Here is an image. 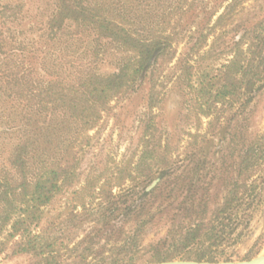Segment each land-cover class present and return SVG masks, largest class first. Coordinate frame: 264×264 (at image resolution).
Wrapping results in <instances>:
<instances>
[{
    "label": "trees",
    "instance_id": "1",
    "mask_svg": "<svg viewBox=\"0 0 264 264\" xmlns=\"http://www.w3.org/2000/svg\"><path fill=\"white\" fill-rule=\"evenodd\" d=\"M44 2L42 18L18 31L24 4L0 5V254L27 264L219 261L238 194L264 154L259 142L244 149L218 205L203 203L191 222L186 185L187 221L145 238L164 212L158 200L184 192L167 187L188 179L176 172L179 157H191V106L199 120L264 80V0ZM143 83L124 153L96 151L103 117ZM170 94L171 127L161 117Z\"/></svg>",
    "mask_w": 264,
    "mask_h": 264
},
{
    "label": "rangeland",
    "instance_id": "2",
    "mask_svg": "<svg viewBox=\"0 0 264 264\" xmlns=\"http://www.w3.org/2000/svg\"><path fill=\"white\" fill-rule=\"evenodd\" d=\"M44 1L0 0V5L5 2L24 4V18L13 24L18 31L29 29L42 18ZM208 1L210 5L215 2V0ZM221 10L222 8L219 11ZM3 31L5 36L6 29ZM216 63L222 62L218 60ZM259 84L250 97L241 96L231 104L218 103L209 116L200 115L199 120L191 106V157L189 159L181 155L179 160L182 161L177 163L180 168L176 172L179 177L187 176L188 179L186 184H181V179L179 183H173L175 180L171 179L167 187L179 188L184 192L179 193L176 199L158 200V203H163L164 212L153 221L145 243L164 237L172 223L178 228L187 221L188 218L184 217L185 211L181 210L180 204L186 185H191L192 222L203 203L209 208L218 205L229 183L241 175L244 167L243 151L249 143H261V150L264 151V80ZM146 88V84L143 83L136 91L114 104L112 110L103 117L96 141V151L101 150L104 154H111L117 159L121 157L134 131L136 114L144 102ZM177 104L178 96L170 94L162 106L161 117L170 127L176 118ZM258 157L249 170L246 191L243 193L241 189L238 194L239 199L232 209L228 234L230 242L222 246L224 250L222 253H216L219 261H223L225 257L231 260H246L248 255L254 257L264 249V154L260 157L258 153ZM187 195L190 194L187 193L185 197ZM124 219L121 217L118 222L123 221L122 225L126 228L128 222ZM104 229L106 232L103 234V239L111 231L109 226ZM194 254L195 249H191V257ZM141 257L146 259L147 256ZM0 264H27V258L25 256L5 258L0 254Z\"/></svg>",
    "mask_w": 264,
    "mask_h": 264
},
{
    "label": "water",
    "instance_id": "3",
    "mask_svg": "<svg viewBox=\"0 0 264 264\" xmlns=\"http://www.w3.org/2000/svg\"><path fill=\"white\" fill-rule=\"evenodd\" d=\"M136 264H264V249L256 256L246 260H228V261H197L187 259H173L167 261L141 262Z\"/></svg>",
    "mask_w": 264,
    "mask_h": 264
}]
</instances>
